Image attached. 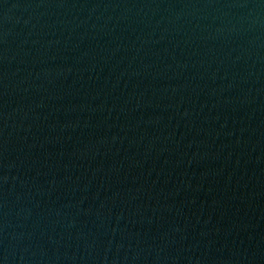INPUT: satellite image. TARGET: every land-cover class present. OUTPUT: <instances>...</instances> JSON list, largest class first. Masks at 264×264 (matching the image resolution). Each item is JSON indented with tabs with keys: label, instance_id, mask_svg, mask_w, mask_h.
<instances>
[{
	"label": "water",
	"instance_id": "obj_1",
	"mask_svg": "<svg viewBox=\"0 0 264 264\" xmlns=\"http://www.w3.org/2000/svg\"><path fill=\"white\" fill-rule=\"evenodd\" d=\"M0 264H264V0H0Z\"/></svg>",
	"mask_w": 264,
	"mask_h": 264
}]
</instances>
